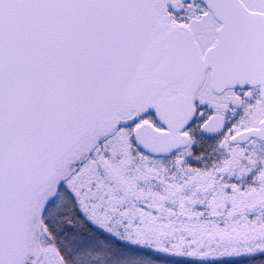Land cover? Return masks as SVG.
Segmentation results:
<instances>
[{
	"label": "snow or ice",
	"instance_id": "1",
	"mask_svg": "<svg viewBox=\"0 0 264 264\" xmlns=\"http://www.w3.org/2000/svg\"><path fill=\"white\" fill-rule=\"evenodd\" d=\"M0 264H264V0H0Z\"/></svg>",
	"mask_w": 264,
	"mask_h": 264
}]
</instances>
